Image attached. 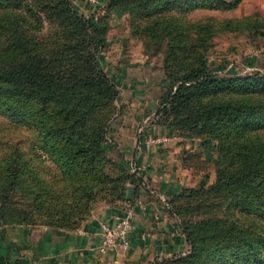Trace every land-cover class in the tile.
Here are the masks:
<instances>
[{
  "label": "trees",
  "instance_id": "1",
  "mask_svg": "<svg viewBox=\"0 0 264 264\" xmlns=\"http://www.w3.org/2000/svg\"><path fill=\"white\" fill-rule=\"evenodd\" d=\"M115 1L129 9L133 33L146 44L168 42L166 68L180 84L166 98L171 104L166 112L219 141L218 181L207 191L225 201L224 217L192 224L186 217L199 206L179 202L196 200L203 190H182L169 203L192 251L155 264H206L215 256L233 264H264V232L250 221L264 218V142L257 137L264 124V74H213L206 63L212 26L178 17L198 9L232 10L242 0ZM46 26L63 37L68 58L62 50L51 56L54 51L40 35ZM105 35V28L79 16L68 0H0V224L61 211L54 204L65 197L59 184L78 175L85 183L83 210L93 202L89 182L99 181L105 165L114 164L104 154L105 126L92 132L96 114L117 95L114 82L96 65ZM190 106L194 112L183 116ZM19 127L29 133L21 138L7 131ZM120 168L113 180L121 183L125 200L127 184L145 182L142 174Z\"/></svg>",
  "mask_w": 264,
  "mask_h": 264
},
{
  "label": "rangeland",
  "instance_id": "2",
  "mask_svg": "<svg viewBox=\"0 0 264 264\" xmlns=\"http://www.w3.org/2000/svg\"><path fill=\"white\" fill-rule=\"evenodd\" d=\"M68 3L79 16L91 19L96 26L106 29L104 43L99 46L96 53V65L114 82L117 95L111 107L96 114L98 119L93 122L95 129L92 132L100 133V124L105 126L109 137L103 144L104 154L114 164L105 165L99 181L89 182L93 185L92 192L95 198L86 211L83 210L85 201L82 199L85 183L83 176L80 181L81 177L78 175L73 180L66 179L64 183L59 184V189L63 191L65 197L54 200V204L61 211L56 210L50 216L36 215L25 223L8 225L3 223L0 224V230L12 226H47L73 232L82 229L100 208L120 206V203L121 206L129 208L135 201V192L140 186L134 183L127 184L126 198L125 200L120 199L122 185L113 180L121 174L120 165L131 174L138 173L137 176L142 174L145 182L143 187H148V183L150 184V177L145 176V172L139 170L133 164L134 162H127L124 153L119 148V143L126 138L123 134L127 127L126 124L129 126L132 123L139 124L136 126L134 137L138 139L137 131L144 134L141 139L148 149L154 146L164 148L170 144L183 143L180 151V156L184 159L182 164L185 170L194 175L196 182L182 190L194 188L203 190L196 200L187 199L188 203H186L181 199L179 202V206L185 208L189 204L193 208L199 206V211L191 210L186 218L192 224L215 217L223 218L226 212L225 201L219 195L207 191L218 181V139L208 132L184 127L181 124L182 119L178 118L174 111L166 112L165 109L166 107L171 109L169 99L167 101L166 98L175 93L180 84V81L169 77L168 70L170 69L166 68L167 40L163 43L154 41L152 44H146L144 39L133 33L134 17L129 9L116 3L115 0H96L95 3L91 0H68ZM178 17L186 18L192 23H205L212 26L213 36L206 52V63L213 74L225 78L252 76L256 73L264 74V0H242L232 10L198 9ZM40 35L47 48L54 51L53 54L51 53L53 58L59 50L63 51L62 57L68 58L69 53L66 51L63 37L59 35L55 26H46ZM159 82H163L164 85L154 88L159 86ZM137 93H151L152 98L157 96L156 108L145 107L143 116H138L139 106L135 104V102L138 103ZM208 96L207 99H209ZM193 112L194 106H190L183 110L182 114L186 117ZM7 131L14 137L21 138L27 135L26 132L29 133L21 127L9 128ZM257 137L264 142V124ZM131 189L132 194H130ZM176 218L184 234L181 220ZM250 221L256 230L264 232V218L252 217ZM187 242L190 249L173 257H182L191 253L192 247L188 240ZM206 264L233 263L219 261L215 256L212 262H206Z\"/></svg>",
  "mask_w": 264,
  "mask_h": 264
},
{
  "label": "crops",
  "instance_id": "3",
  "mask_svg": "<svg viewBox=\"0 0 264 264\" xmlns=\"http://www.w3.org/2000/svg\"><path fill=\"white\" fill-rule=\"evenodd\" d=\"M152 95L136 94L138 116H143L145 107L156 108L158 97ZM126 126L123 133L126 138L119 148L127 162H134L150 177L148 187H139L135 192L132 205H127L128 208L120 203L100 208L82 229L73 232L47 226H12L0 230V264H118L117 261L155 264L190 249L169 203L183 188L196 182L194 175L183 167L184 159L180 156L183 143L148 149L141 139L144 134L137 131L138 139L134 137L139 124ZM129 211L133 223L130 249L121 254H101L97 250L101 223L112 222Z\"/></svg>",
  "mask_w": 264,
  "mask_h": 264
},
{
  "label": "built area",
  "instance_id": "4",
  "mask_svg": "<svg viewBox=\"0 0 264 264\" xmlns=\"http://www.w3.org/2000/svg\"><path fill=\"white\" fill-rule=\"evenodd\" d=\"M95 3L96 0H91ZM133 230L132 213L129 211L112 222H102L97 250L101 254L125 253L131 247L130 236ZM118 264H125L117 261Z\"/></svg>",
  "mask_w": 264,
  "mask_h": 264
},
{
  "label": "water",
  "instance_id": "5",
  "mask_svg": "<svg viewBox=\"0 0 264 264\" xmlns=\"http://www.w3.org/2000/svg\"><path fill=\"white\" fill-rule=\"evenodd\" d=\"M130 194H132V189H131V191H130Z\"/></svg>",
  "mask_w": 264,
  "mask_h": 264
}]
</instances>
